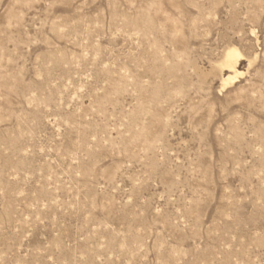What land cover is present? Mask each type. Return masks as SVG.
<instances>
[{
	"label": "rangeland",
	"instance_id": "obj_1",
	"mask_svg": "<svg viewBox=\"0 0 264 264\" xmlns=\"http://www.w3.org/2000/svg\"><path fill=\"white\" fill-rule=\"evenodd\" d=\"M0 264H264V0H0Z\"/></svg>",
	"mask_w": 264,
	"mask_h": 264
},
{
	"label": "bare ground",
	"instance_id": "obj_2",
	"mask_svg": "<svg viewBox=\"0 0 264 264\" xmlns=\"http://www.w3.org/2000/svg\"><path fill=\"white\" fill-rule=\"evenodd\" d=\"M238 57H239L238 51L236 49H233V48H229L224 53L223 59H222V61L220 63L221 68H226V70L232 72L235 75L234 77H232L233 74L231 75V77L227 75V78L224 76L226 78V79H223L224 82H227L229 80L232 81L236 77V75L238 74L237 70L235 69L236 68L235 64H236V61H237Z\"/></svg>",
	"mask_w": 264,
	"mask_h": 264
}]
</instances>
